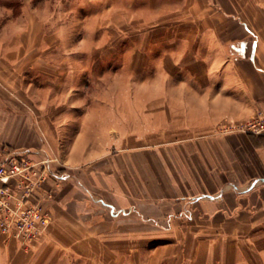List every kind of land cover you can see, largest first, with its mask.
<instances>
[{
  "label": "crops",
  "instance_id": "crops-1",
  "mask_svg": "<svg viewBox=\"0 0 264 264\" xmlns=\"http://www.w3.org/2000/svg\"><path fill=\"white\" fill-rule=\"evenodd\" d=\"M20 8L0 3V145L56 158L52 219L28 246L0 232V264H264V136L216 128L264 109V0H209L191 95L149 81L92 102L74 50Z\"/></svg>",
  "mask_w": 264,
  "mask_h": 264
},
{
  "label": "rangeland",
  "instance_id": "rangeland-1",
  "mask_svg": "<svg viewBox=\"0 0 264 264\" xmlns=\"http://www.w3.org/2000/svg\"><path fill=\"white\" fill-rule=\"evenodd\" d=\"M0 3L9 5V17L20 12L22 3L35 4L46 19V28L58 35L57 49H73L71 58L85 69L83 84L90 102L97 96L118 92L122 97L134 92L143 95L149 81L154 96L161 95V83L171 96L184 90L191 95L193 88L180 89V83L192 80L193 74L201 79L204 76L200 65L206 63L209 50V0H0ZM246 42L244 38L231 43L230 48L242 51ZM62 53L57 51L52 57L54 61L60 62ZM130 82L136 85L133 93ZM173 107L177 111V104ZM221 124H217V130ZM233 141L256 144L251 139L247 143H240L238 138Z\"/></svg>",
  "mask_w": 264,
  "mask_h": 264
},
{
  "label": "built area",
  "instance_id": "built-area-1",
  "mask_svg": "<svg viewBox=\"0 0 264 264\" xmlns=\"http://www.w3.org/2000/svg\"><path fill=\"white\" fill-rule=\"evenodd\" d=\"M218 131L264 136V109L248 118L223 122ZM31 153L29 149L0 145V232L24 246L41 239L52 219L44 207V198L52 196L45 186L55 173L51 163L56 158L35 160Z\"/></svg>",
  "mask_w": 264,
  "mask_h": 264
}]
</instances>
